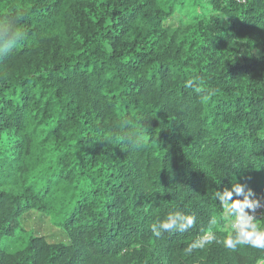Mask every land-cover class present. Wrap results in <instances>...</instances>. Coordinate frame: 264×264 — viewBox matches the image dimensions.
I'll list each match as a JSON object with an SVG mask.
<instances>
[{"label":"trees","instance_id":"trees-1","mask_svg":"<svg viewBox=\"0 0 264 264\" xmlns=\"http://www.w3.org/2000/svg\"><path fill=\"white\" fill-rule=\"evenodd\" d=\"M5 13L24 38L0 52V264L264 259L225 247L234 217L216 198L239 183L264 199V0H0ZM30 211L69 241L21 240ZM171 212L193 225L157 237Z\"/></svg>","mask_w":264,"mask_h":264},{"label":"clouds","instance_id":"clouds-1","mask_svg":"<svg viewBox=\"0 0 264 264\" xmlns=\"http://www.w3.org/2000/svg\"><path fill=\"white\" fill-rule=\"evenodd\" d=\"M22 14L12 15L5 13L3 17H0V52H2L7 46L16 45L24 38V32L19 27ZM187 86H194V82L189 80ZM125 130L121 133L122 142H126L129 145L139 148L143 145L144 136L141 132L136 131L134 133L127 132L126 125L122 126ZM237 198H233V194ZM250 190L245 192L244 186L241 184L232 185L230 189L216 192V198L221 204L228 205V213L234 217L231 222L232 233L223 241L225 247L235 250L238 246L249 245L251 247L264 248V231H261L259 226L253 223L255 211L260 206L258 200L249 199ZM243 197L240 199L239 197ZM250 210V211H249ZM194 223V219L190 215H186L182 212H171L158 224L153 226L154 235L159 237L162 233H172L175 231H186ZM203 244L196 242L189 245L186 249L188 253H191L193 249L202 247Z\"/></svg>","mask_w":264,"mask_h":264},{"label":"rangeland","instance_id":"rangeland-1","mask_svg":"<svg viewBox=\"0 0 264 264\" xmlns=\"http://www.w3.org/2000/svg\"><path fill=\"white\" fill-rule=\"evenodd\" d=\"M204 2L207 3V0H204ZM170 21L172 23H177V16L173 17ZM254 52L257 56L262 54L260 48H256ZM19 234L21 240L26 239L31 235H43L46 236L50 242L69 241V235L65 230L53 224L49 217L36 211H30L23 216L20 229L16 232V235ZM258 264H264V259Z\"/></svg>","mask_w":264,"mask_h":264},{"label":"built area","instance_id":"built-area-1","mask_svg":"<svg viewBox=\"0 0 264 264\" xmlns=\"http://www.w3.org/2000/svg\"><path fill=\"white\" fill-rule=\"evenodd\" d=\"M259 202H260V206L257 207L255 211L256 217L254 218L253 223L264 213V199Z\"/></svg>","mask_w":264,"mask_h":264}]
</instances>
